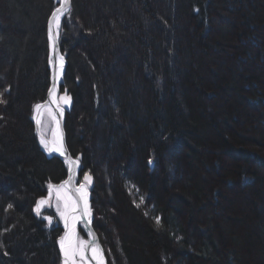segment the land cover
<instances>
[{"label":"trees","instance_id":"obj_1","mask_svg":"<svg viewBox=\"0 0 264 264\" xmlns=\"http://www.w3.org/2000/svg\"><path fill=\"white\" fill-rule=\"evenodd\" d=\"M56 5L0 0V264H57L33 210L66 175L33 123ZM59 42L107 264H264V0H72Z\"/></svg>","mask_w":264,"mask_h":264},{"label":"water","instance_id":"obj_2","mask_svg":"<svg viewBox=\"0 0 264 264\" xmlns=\"http://www.w3.org/2000/svg\"><path fill=\"white\" fill-rule=\"evenodd\" d=\"M72 6V0H70V3L68 5V9H70ZM58 7H62L60 1L58 3V6L55 7L52 12L50 13L48 19H47V46H48V56H49V61L51 59L52 63H50L48 61V73H49V85H48V89L46 91L45 94V98L43 101L38 102L37 104L42 105L41 109L39 110H35V115L37 119H39L41 121V117H42V113L43 110L47 107H50L52 109V112L55 115V120H56V127H55V133H57V131L59 132V135L62 136V142H63V151L64 154L62 155L60 152H48L45 150V148H42V152L45 155V157L47 159H51V158H57L61 161H63L66 164V175L65 178L60 181L59 183L56 184H52V185H60L62 184L65 180H69L71 179V183L69 185H67V189L68 192L71 196H75L77 195V193L75 192V189L79 187V185L81 183H85L84 178H83V182H78L77 181V172L79 170V161L77 158H75L68 146L67 143V134H66V130H65V121H66V114L71 110L72 108V100L71 98L66 94V93H61L60 91V87H59V81L62 77V75L65 72V69L67 67V59L65 57V55L62 53L61 47H60V42H59V31L58 29H56L55 27V20L52 19V13L58 8ZM63 15H61L59 18H61ZM50 20L52 21V40L49 39V22ZM63 57V60H60V57ZM62 65V67H61ZM52 91V95H49L50 90ZM64 97H68L69 99L67 100V102H65V99H63ZM36 104V105H37ZM60 109H62V114L60 112ZM34 131L36 136L38 137V139L40 140L41 134H43L40 130V126H37V121L36 119H34ZM44 135V134H43ZM45 136V135H44ZM45 138L49 141L50 146H51V141L49 140V138L47 136H45ZM70 161H75L76 163L72 165L71 170L69 169V162ZM87 187V184H86ZM87 191H88V206L90 209V216H86L83 217L81 219H78L76 221V226L78 224L82 225V228L84 229L85 233L88 236V241L86 242V247H85V253H86V261H88L90 264H96V261L92 258V253H91V249L93 247L98 248L100 254L103 256V260H104V264H106V259L104 256V249L103 246L101 244L99 235L97 234V232L95 231L94 227H93V212H92V208H91V202H90V192L89 189L87 187ZM51 197H49V189H48V194L45 198V200L48 201L47 204L43 205L46 206L49 204V200ZM41 206V208L43 207ZM36 208V206L34 207V209ZM69 231V229L65 228V223H63V232L62 234L59 236V238L57 239V250L60 256V264H63L64 261V257L63 254L61 253V249H60V238L65 236V233Z\"/></svg>","mask_w":264,"mask_h":264},{"label":"snow or ice","instance_id":"obj_3","mask_svg":"<svg viewBox=\"0 0 264 264\" xmlns=\"http://www.w3.org/2000/svg\"><path fill=\"white\" fill-rule=\"evenodd\" d=\"M60 3L62 7H58L53 13H52V19L57 21L56 27L59 28V17L63 15L65 12H67L68 5L70 3V0H60ZM52 21L49 22V39L52 40ZM60 60H63V57H60ZM52 63L51 59L49 61ZM62 67V65H61ZM52 91L50 90L49 95H52ZM65 102L69 99L68 97H64ZM7 101L4 99V93L0 92V104H6ZM35 110L41 109L42 105L37 104L34 106ZM62 109H60V112L62 114ZM50 116H52V119L55 120L54 113H49ZM3 117H0L2 119ZM33 119H36L37 126H40L41 121L36 118V116L33 117ZM40 143L48 152H60L62 155L64 154L63 151V142H62V136L59 135V132L54 134V139L51 142V146L49 141L45 138L43 134H41L40 137ZM75 161L69 162V169L71 170V167L73 164H75ZM84 181L85 183H81L78 188L75 189V192L77 195L70 196L68 195V189L67 185L71 183V179L65 180L60 185H52L51 183L48 185L49 187V197L52 196L53 191L56 193V200H57V212L59 213L62 220H64L65 228L69 229L70 231H67L65 233V236L60 238L59 244L61 253L63 254L64 261L63 264H78L76 257H79V261L81 264H86V253H85V247L86 242L80 241L79 244H74L72 241V237L75 235V222L78 219H81L86 216H90V209L88 206V191L86 184L90 183L91 177L85 173L84 174ZM63 203V210L60 208V203ZM48 201L45 199H41L36 204V214L40 215V209L41 206L47 204ZM11 207V205H9ZM44 219L51 221L50 217L45 216ZM159 222V220H158ZM71 226V227H70ZM92 258L96 261V264H104L103 256L100 254L99 250L95 247L92 248ZM7 255V253H4Z\"/></svg>","mask_w":264,"mask_h":264},{"label":"rangeland","instance_id":"obj_4","mask_svg":"<svg viewBox=\"0 0 264 264\" xmlns=\"http://www.w3.org/2000/svg\"><path fill=\"white\" fill-rule=\"evenodd\" d=\"M56 3L59 2V0H54ZM64 15V14H63ZM63 17V16H62ZM61 17V19H62ZM60 22L58 20V23L60 25ZM59 29V28H58ZM49 113H53L52 112V109L50 107H47L43 110V113H42V117H41V123H40V128H41V131L45 134V136H47L49 138V140L52 142V140L54 139V134H55V127H56V120H53L52 119V116L49 115ZM40 141V140H39ZM41 145V144H40ZM42 146V145H41ZM43 148V146H42ZM66 166V165H65ZM77 181L78 182H82L83 180H78L77 178ZM90 183L87 184V187H89ZM49 188V187H48ZM89 189V188H88ZM48 191V189H47ZM90 192V191H89ZM47 194V193H46ZM68 195L69 192H68ZM46 196V195H45ZM44 196V197H45ZM71 196V195H70ZM57 200H56V193L55 191H53L52 193V196L49 200V210L47 211V214L48 216H53L54 218L51 219V221L49 222V224L51 223H56V222H53V221H57V223L62 226L63 223H64V220L61 219L59 213L57 212ZM60 208L61 210H63V203L61 202L60 203ZM93 212V211H92ZM40 216V215H39ZM41 217V216H40ZM45 220V219H44ZM49 221V220H48ZM56 223V225H57ZM81 231V234H82V237H79V241L77 243H75V239L72 240L74 244H79L80 241H84L86 242L88 240V237L86 238V235L84 234V231L82 230V225H79L78 226ZM77 231V230H76ZM83 231V232H82ZM78 235L80 236V233H78ZM73 239V238H72ZM76 259L79 260V257L77 256ZM86 264H88V262L86 261ZM106 264H107V261H106Z\"/></svg>","mask_w":264,"mask_h":264},{"label":"flooded vegetation","instance_id":"obj_5","mask_svg":"<svg viewBox=\"0 0 264 264\" xmlns=\"http://www.w3.org/2000/svg\"><path fill=\"white\" fill-rule=\"evenodd\" d=\"M47 195V194H46ZM49 210V207L48 206H45L42 210H40V216L44 219L45 216L47 217H50L51 219H53L54 217L53 216H48L47 214V211ZM76 226V225H75ZM80 228L79 227H75V235L72 237L74 240L75 239V243H77L79 240V237H82V234H81V231L79 230ZM77 230V231H76ZM83 230V229H82ZM63 231V225L61 226V230L59 232V235L58 237L60 236V234L62 233ZM84 231V230H83ZM82 231V232H83ZM78 233H80V236L78 235ZM84 234L86 235V238L88 237L87 234L85 233L84 231ZM57 237V238H58ZM57 238H56V251H57V264H60V256H59V253H58V250H57ZM77 262L78 264H81V262L77 259ZM90 264V263H88Z\"/></svg>","mask_w":264,"mask_h":264},{"label":"bare ground","instance_id":"obj_6","mask_svg":"<svg viewBox=\"0 0 264 264\" xmlns=\"http://www.w3.org/2000/svg\"><path fill=\"white\" fill-rule=\"evenodd\" d=\"M59 1H60V0H59ZM58 3H59V2H58ZM58 3H57V5H56L55 7L58 6ZM55 7H54V8H55ZM54 8H53V9H54ZM53 9H52V10H53ZM52 10H51V12H52ZM51 12H50V13H51ZM50 13H49V15H50ZM49 15H48V17H49ZM48 17H47V19H48ZM59 21H61V18H59ZM56 24H57V21H55V27H56ZM46 25H47V21H46ZM46 27H47V26H46ZM56 29H58V28L56 27ZM58 31H59V29H58ZM46 36H47V28H46ZM48 61H49V56H48ZM40 130H41V128H40ZM41 132H42V131H41ZM42 133H43V132H42ZM43 134H44V133H43ZM66 134H67V133H66ZM44 135H45V134H44ZM78 171H79V170H78ZM77 173H78V172H77ZM61 181H62V180H61ZM55 184H56V183H55ZM48 189H49V188H48ZM47 194H48V191H47ZM46 196H47V195H46ZM46 196H45V197H46ZM45 197H42V198L38 199V201L41 200V199H43V198H45ZM38 201H37V202H38ZM36 204H37V203H36ZM48 205H49V204H48ZM48 205H46V206H48ZM35 206H36V205H35ZM35 206H34V207H35ZM44 207H45V206H43L40 210H42ZM33 210L35 211L34 208H33ZM35 212H36V211H35ZM87 217H88V216H87ZM75 224H76V222H75ZM79 225H81V224H78V225L75 226V227H78ZM70 227H71V226H70ZM69 231H70V228H69ZM62 232H63V231H62ZM61 234H62V233H61ZM61 234H60V235H61ZM58 238H59V237H58ZM58 238H57V239H58ZM87 241H88V240H87ZM87 241H86V242H87ZM97 249H98V248H97ZM91 250H92V249H91ZM91 253H92V251H91Z\"/></svg>","mask_w":264,"mask_h":264}]
</instances>
